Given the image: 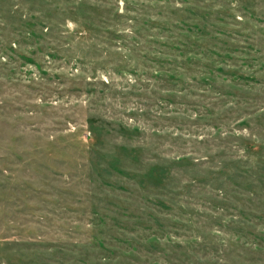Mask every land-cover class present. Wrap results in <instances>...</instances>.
I'll return each instance as SVG.
<instances>
[{"label":"rangeland","instance_id":"374dc122","mask_svg":"<svg viewBox=\"0 0 264 264\" xmlns=\"http://www.w3.org/2000/svg\"><path fill=\"white\" fill-rule=\"evenodd\" d=\"M0 264H264V0H0Z\"/></svg>","mask_w":264,"mask_h":264}]
</instances>
